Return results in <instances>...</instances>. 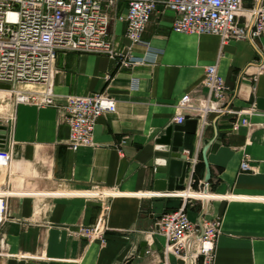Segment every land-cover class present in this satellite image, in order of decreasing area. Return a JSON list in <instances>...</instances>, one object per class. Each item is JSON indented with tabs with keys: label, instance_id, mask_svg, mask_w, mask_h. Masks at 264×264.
Here are the masks:
<instances>
[{
	"label": "crops",
	"instance_id": "0c3cea01",
	"mask_svg": "<svg viewBox=\"0 0 264 264\" xmlns=\"http://www.w3.org/2000/svg\"><path fill=\"white\" fill-rule=\"evenodd\" d=\"M254 2L242 0V5ZM125 12L124 0L110 11L109 38L119 49L128 44ZM174 16L172 9L158 5L142 33L149 49L134 45L132 53L142 61L129 66H118L107 53H58L53 88L60 94L59 104L63 95L95 91L116 99V110L103 112L96 122L95 145L72 149L64 110L54 104L16 103L12 97L11 110L0 114L6 128L0 189L11 191L0 222V264H124L128 259L129 264H193L173 253L164 262L161 234L147 242L145 232L156 217L183 200L153 194L160 191L153 188L149 161L163 160L155 152L165 145L156 138L178 123L174 116L183 93H206L201 80L205 66L213 62L233 90L227 94L232 107L254 102L256 111L245 115L250 125L236 130H231L235 114L185 111V119L198 120L196 132H185L179 148L188 161L184 188L212 194L188 196L186 210L196 222L220 218L215 264H264V70H259L264 33L221 43L217 34L172 30ZM238 18L242 21L244 15ZM11 87L0 82V94L10 99ZM192 157L195 164L203 161L196 175L191 173ZM245 157L250 168L243 170ZM106 188L118 192L106 207L96 196L76 193ZM95 222L106 228L104 243L73 233L80 224Z\"/></svg>",
	"mask_w": 264,
	"mask_h": 264
},
{
	"label": "built area",
	"instance_id": "2783aa9c",
	"mask_svg": "<svg viewBox=\"0 0 264 264\" xmlns=\"http://www.w3.org/2000/svg\"><path fill=\"white\" fill-rule=\"evenodd\" d=\"M118 1L0 0V82L12 84L11 93L16 103L61 107L69 125L68 144L72 149L96 144V122L103 112L116 110V99L106 92L95 91L63 95L64 102L59 104L57 98L60 94L54 91L53 85L56 58L60 51L107 53L115 57L118 66L140 62L141 58L132 53V47L140 44L149 49L142 33L159 4L175 12L171 28L177 32L213 33L220 37L221 43L232 38L253 40L264 33V0H255L248 8L243 7L242 0H124L128 44L119 49L113 47L108 32L110 11ZM240 14L244 15L242 21L238 18ZM259 70H264L263 64ZM256 80L255 73L252 88ZM27 83L33 86H27ZM201 84L207 88L206 93L193 97L185 92L178 99L180 111L174 116L176 122H183L187 110L200 116L211 112L235 114L231 130L238 129L240 124L250 125L245 115L256 111L255 103L239 109L232 107L227 94L233 93V90L218 72L216 62L205 66ZM195 162L196 158L192 157L191 173L194 172ZM240 168H250L246 157L241 160ZM176 190L180 189L156 194L179 196L183 200L176 208L162 211L156 217L153 227L145 232L147 242L155 233L165 237L164 262L167 254L173 253L193 264H215L220 218L203 217L199 222L191 220L186 210L187 197L196 195L172 194ZM10 193L0 189V222L6 214V197ZM76 193L96 196L106 207L108 198L118 192L114 188H106ZM105 229L95 222L80 224L73 233L104 243Z\"/></svg>",
	"mask_w": 264,
	"mask_h": 264
},
{
	"label": "water",
	"instance_id": "95a60500",
	"mask_svg": "<svg viewBox=\"0 0 264 264\" xmlns=\"http://www.w3.org/2000/svg\"><path fill=\"white\" fill-rule=\"evenodd\" d=\"M197 117H188L182 123L168 125L164 132L156 138L158 143L165 145L155 152L156 157L163 160L149 161V165L153 167V188L157 191H172L182 189L186 176L187 154L179 150L183 145V134L196 132ZM6 128L0 124V145H3ZM166 159V160H165ZM209 174V172H208ZM204 182L207 183V178ZM140 255L143 254L146 241L141 243ZM130 260H126L124 264H129Z\"/></svg>",
	"mask_w": 264,
	"mask_h": 264
},
{
	"label": "bare ground",
	"instance_id": "6f19581e",
	"mask_svg": "<svg viewBox=\"0 0 264 264\" xmlns=\"http://www.w3.org/2000/svg\"><path fill=\"white\" fill-rule=\"evenodd\" d=\"M27 86H33V84L31 83H27L26 84ZM153 194H163V192H157V193H154ZM166 194H170V193H166ZM172 194H180V195H196L198 197H202V198H207V197H210L212 194L208 195V194H205V192H202V191H195V190H183V189H180V190H176L174 193Z\"/></svg>",
	"mask_w": 264,
	"mask_h": 264
},
{
	"label": "rangeland",
	"instance_id": "374dc122",
	"mask_svg": "<svg viewBox=\"0 0 264 264\" xmlns=\"http://www.w3.org/2000/svg\"><path fill=\"white\" fill-rule=\"evenodd\" d=\"M0 95H1V97H0V114H3L5 111L11 110L12 102H13L12 97H14V96L10 95L11 98L9 99V97H7V95H2V94H0ZM8 102H9V104H8Z\"/></svg>",
	"mask_w": 264,
	"mask_h": 264
},
{
	"label": "trees",
	"instance_id": "16d2710c",
	"mask_svg": "<svg viewBox=\"0 0 264 264\" xmlns=\"http://www.w3.org/2000/svg\"><path fill=\"white\" fill-rule=\"evenodd\" d=\"M201 165H203V161L201 160V159H199L198 160V162L195 164V168H194V172H193V174H199L200 172H199V168H200V166ZM178 206V203L177 204H175L173 207H171L172 209L173 208H176ZM186 206H187V204H186ZM171 208H164V210L163 211H165V210H168V209H171Z\"/></svg>",
	"mask_w": 264,
	"mask_h": 264
}]
</instances>
